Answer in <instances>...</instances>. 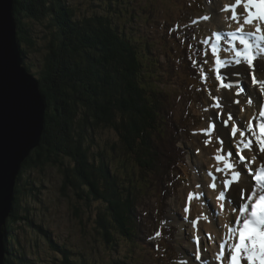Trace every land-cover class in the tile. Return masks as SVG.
Wrapping results in <instances>:
<instances>
[{
	"label": "trees",
	"instance_id": "obj_1",
	"mask_svg": "<svg viewBox=\"0 0 264 264\" xmlns=\"http://www.w3.org/2000/svg\"><path fill=\"white\" fill-rule=\"evenodd\" d=\"M100 1L103 12L88 16L66 0H15L25 65L38 79L48 111L41 146L25 162L16 185L13 212L4 230L7 264H43L32 250L29 254L22 249L17 235L21 221L47 242L50 264H102L55 241L45 226L30 218L28 207L22 205L26 192L22 182L33 169L47 164L61 169L64 190L74 191L109 251L108 264H134L136 249L152 247L150 236H141L137 212L145 184L165 201L167 194L173 195L179 175H186L185 153L174 141L179 126L170 116L173 93L160 84L183 89L180 82L188 84L187 78L197 77L191 54L185 51L179 66L165 55L162 64L154 58L149 39L126 31L127 23L135 21L134 13L114 7L117 0ZM44 22L49 34L40 67L28 49L37 47L33 28ZM187 37L181 36L182 42L188 44ZM187 64L192 74L185 70ZM100 130L115 132L118 140L100 145L96 139ZM169 232L173 234V229Z\"/></svg>",
	"mask_w": 264,
	"mask_h": 264
},
{
	"label": "rangeland",
	"instance_id": "obj_2",
	"mask_svg": "<svg viewBox=\"0 0 264 264\" xmlns=\"http://www.w3.org/2000/svg\"><path fill=\"white\" fill-rule=\"evenodd\" d=\"M66 1L73 8L80 10L82 15L91 16L95 13H102L104 10L100 0ZM218 2L221 4L224 0H218ZM113 4L114 7L116 4L119 5L118 9L120 10L127 8L130 13H134L135 21L127 23L126 31L137 34L143 39H149V43L153 46L154 58L158 57L163 64L167 61L165 55H168L174 60L175 65L179 66V60L183 59L185 51L189 48L191 49V56L196 60L194 68L199 74L197 77L191 75V78L186 79L193 87L184 81L179 83L183 89L171 88L169 85H164L167 83L163 82L160 84L161 88L173 93V98L169 103L172 111L170 116L180 127H177L178 132L174 141L185 153L187 167L182 165V168H185L187 172L174 185L173 195L167 194L165 201H162L155 190H148L145 184L144 191L137 200V212L141 215V236L143 238L150 236L151 239L148 243L152 244V247H148L149 251L136 249L133 254L131 253L133 262L134 264H185V262L186 264H197L200 262L196 259L197 254L201 258L205 253L209 254L211 261L216 263L215 246H211L213 250H210L208 247L200 249L195 245L194 249L189 250L190 260L182 256L183 252L181 254V249L186 248L184 238H188L193 245L194 236L200 237L201 235L209 240L205 233L210 234L211 237L213 234L212 231H207L209 225H212L210 220L212 218L207 213L206 203H204L205 205L202 201L196 203V207L204 211L203 214H198L200 210L190 214L194 205L193 199L190 203L187 221L183 219L186 215L184 208L189 205L188 194L197 193L199 190L197 185H201L202 191L206 193L205 197L210 210H213L216 216L219 215L215 198L212 199L208 193L210 189L208 185L212 183L208 173L214 172V170L212 165L203 162L202 151L205 143L198 137L200 133L209 130L213 122L220 125L221 120L226 119V117L217 119L215 115H212V110L215 108L214 104L222 89L216 76L215 58L211 54V45L208 43L209 40L216 43L214 39L216 33H213L216 32L214 27L216 24L210 21L212 18V0H117ZM217 12L220 16L219 9ZM114 17L117 19L116 14ZM203 17H210V19L205 20L202 19ZM192 28L195 30L191 31ZM32 34L37 47L28 49V51L31 58L38 62L41 67L44 62L41 61L42 56L47 53L49 34L47 24L44 22V24L34 26ZM175 34L189 35L185 39L191 44L182 42L181 36H177L180 38L178 40ZM227 44L223 43L224 46ZM206 52L208 53L207 56L205 55ZM205 60L207 62L202 66L201 61ZM188 67L187 64L185 70L188 74H192L186 69ZM177 71L180 76H184L182 70ZM175 80L180 81L179 78ZM242 83L250 87L247 76ZM261 97L264 100V97ZM96 133V139L100 145L108 140L110 142L118 140L115 132L100 130ZM209 155L213 156V154ZM64 179L61 169L52 164L45 165L43 169L29 171L25 174L22 182V184L24 183L23 186L26 187V192L22 196V205L28 207L30 218L34 223H41L45 226L52 233L55 241L67 244L74 253L86 255L91 261L101 260L102 264H108L110 254L101 235L95 230L93 219H88L85 208L81 210L74 191L72 189L64 190ZM197 218L200 223L194 227L191 221ZM218 225L217 229L220 231V219H218ZM170 227L173 229V234L168 235L167 229ZM158 231L161 233L160 236L156 235ZM17 235L21 240L22 249L28 251L29 254L32 250L35 256L39 255L42 258L43 264H50L48 257L51 256V251L47 242L40 233L28 225V222L21 221L18 223ZM218 236L215 240L219 243ZM36 245L39 246L38 249ZM207 245L208 241L206 242ZM121 251L124 255L125 250L121 249ZM34 255L31 254V257L36 258ZM190 255L188 256L190 257ZM115 256L118 258L119 255L115 254Z\"/></svg>",
	"mask_w": 264,
	"mask_h": 264
},
{
	"label": "snow or ice",
	"instance_id": "obj_3",
	"mask_svg": "<svg viewBox=\"0 0 264 264\" xmlns=\"http://www.w3.org/2000/svg\"><path fill=\"white\" fill-rule=\"evenodd\" d=\"M223 11L229 13L227 19L237 24V30L231 33L230 38L223 36L222 32L216 33V43L211 40L208 43L215 58V71L220 85L227 90L235 89L231 102L239 106L242 102L235 97L244 94L245 88L239 81L235 84L231 81L233 72L237 76L241 74L239 67L234 66L245 65L250 86L264 94V74L257 76V61H264V0H234ZM224 40H228V44L221 47ZM221 53L227 54L228 58ZM206 62L201 61V65ZM225 69H230L227 75L224 74ZM248 96L250 93L245 96V102L251 104L252 100ZM215 107L219 109L214 113L217 119L221 113L226 117L219 125L226 131L220 132L215 122L209 130H205L206 134L216 130L221 145L215 156L218 164L214 173H208L212 180L208 187L218 191L216 209L227 211L232 217L226 236H222L218 244L220 251L216 264H264V110L259 112L258 117L249 119L239 118L228 110L222 98H217ZM242 111L243 108L237 107V113ZM216 174H219V182ZM200 187L197 185V188ZM205 196L204 192L188 194L189 205L184 208L185 221L191 201ZM191 223L196 227L200 221L197 218ZM160 234L159 231L156 233L157 236ZM205 236L211 239L210 234L205 233ZM192 242L199 248V237L194 236ZM196 259L200 261L199 254Z\"/></svg>",
	"mask_w": 264,
	"mask_h": 264
},
{
	"label": "water",
	"instance_id": "obj_4",
	"mask_svg": "<svg viewBox=\"0 0 264 264\" xmlns=\"http://www.w3.org/2000/svg\"><path fill=\"white\" fill-rule=\"evenodd\" d=\"M15 0H0V264L22 168L45 134L47 101L18 40Z\"/></svg>",
	"mask_w": 264,
	"mask_h": 264
},
{
	"label": "bare ground",
	"instance_id": "obj_5",
	"mask_svg": "<svg viewBox=\"0 0 264 264\" xmlns=\"http://www.w3.org/2000/svg\"><path fill=\"white\" fill-rule=\"evenodd\" d=\"M234 0H224V2H222L221 4H219L218 0H212V18H211V22L214 25L216 32L213 33H219L222 32L223 36L225 37H231V33L233 31L237 30V24L229 19H227V17L229 16V13L227 11H223V9L233 3ZM219 9V12L221 13L220 16L217 12V9ZM221 9V11H220ZM246 30H247V26ZM224 42L227 44L228 40H224ZM223 42V43H224ZM224 45H222L221 47H223ZM222 55H226L224 56L225 58L227 57V54H223ZM216 67V65H215ZM234 67H239V69L241 70V74L239 76L235 75V73L233 72V74L231 75L230 79L233 82V84H235L237 81H239L240 85L243 86L245 88V93L241 94V96L239 97H235L237 99L241 100V105L237 106L235 104H233L231 102V98L235 96V89L232 90H227L222 88L221 92H220V96L218 98H222L223 99V103L226 104L227 109L231 110L233 113H236L237 116L239 118H243V117H248L249 119H252L254 117H258L259 112L262 110L260 108V106L262 105L263 99L261 96L264 97V94L259 93L256 88L253 87H248L243 85V83L241 84V82H243L245 80V77L247 76V78H249L250 81V76L248 75V70L247 67L245 65H240V66H234ZM230 71V69H225L224 70V74L227 75V73ZM264 74V61H257V76L259 77L260 75ZM219 85V84H218ZM250 93V96H248L249 99L252 100L251 104H248L245 102V96H247ZM215 105V104H214ZM237 107H241L243 108L242 112L237 113ZM218 112L219 109H217L216 107L213 108L212 110V115H214V112ZM225 117L222 113L220 115V118ZM217 128H219V125L217 123H215ZM210 129V128H209ZM220 132H225L226 130L223 128H219ZM198 137L205 143L204 149H203V153H202V157H203V162L206 164L208 163L209 165H212L213 170L215 169V167L217 166L218 162L215 160V156L218 154L217 150L221 147L218 137L216 135V130H212L209 134H206V132L200 133L198 135ZM226 139V136L224 137ZM209 154H213V156H210ZM259 162V161H258ZM214 173V172H213ZM217 175V182H219V174ZM212 182V180H211ZM245 182L246 178H245ZM203 192L202 191V187L199 188L197 193ZM209 196H211V198H215V204L217 203L216 201V196L218 195V191L217 190H213V189H209L208 190ZM206 200V201H205ZM197 201H202L203 204L206 203L207 205V213L211 216L212 219L211 223L212 225H209V228L207 231L211 232L212 231V237L211 239L207 240L206 238L202 237L200 235L199 239H200V249H204L206 247H208L210 250L212 249L211 246H215V253H216V257H217V253L220 251L219 247H218V242L215 240L216 236H218L219 234V242L222 239V236H226L227 234V226L230 225L231 222V214L227 211H219V215L216 216V213L213 212V210H210V206L209 203L207 201L206 197H197L194 198V205L193 208H191L190 214H193V212H197V210H200L198 207H196V203ZM205 205V204H204ZM196 207V208H195ZM195 208V209H194ZM203 210L198 213V214H203ZM206 212V211H205ZM206 216V215H205ZM209 219V218H208ZM218 219H220V231L219 229H217V221ZM219 226V225H218ZM193 233V231H192ZM196 233V232H195ZM187 235V234H186ZM187 237V236H186ZM184 240L186 241V248H182L181 249V254L183 257H185L187 260H190L191 255H190V251L195 248V243H193V245L190 243V240L188 238H184ZM189 240V241H188ZM208 241V245L206 246V242ZM188 243H190V245H188ZM218 243V244H217ZM211 244V245H210ZM197 246V245H196ZM213 250V249H212ZM204 253V251H203ZM190 255V257L188 256ZM188 256V257H187ZM215 257V258H216ZM184 259V258H183ZM186 261V260H185ZM216 264L213 261H211V257L209 256V254H203L202 257L200 258V262L197 264Z\"/></svg>",
	"mask_w": 264,
	"mask_h": 264
}]
</instances>
